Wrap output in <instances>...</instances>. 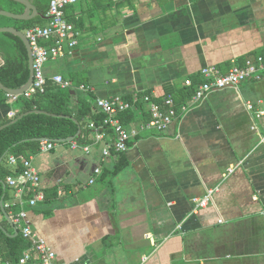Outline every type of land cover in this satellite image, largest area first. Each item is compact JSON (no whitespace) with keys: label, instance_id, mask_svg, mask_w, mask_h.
<instances>
[{"label":"crops","instance_id":"1","mask_svg":"<svg viewBox=\"0 0 264 264\" xmlns=\"http://www.w3.org/2000/svg\"><path fill=\"white\" fill-rule=\"evenodd\" d=\"M68 10L79 44L46 64L48 81L77 75L72 81L92 87L93 104L137 97L128 111L134 119L124 124L130 129L150 120L145 96L161 102L172 95L178 116L164 132L132 137L121 155L110 128L107 142L90 154L72 153L69 142L28 155L45 198L25 209L57 264H264V115L257 117L264 112V72L260 81L184 99L188 80L204 82L203 68L226 74L264 57V0H79ZM71 85L78 108L88 92ZM19 111L9 96L0 125ZM105 145L110 156L102 153ZM8 157L0 164L12 176ZM121 160L127 164L114 175ZM230 168L234 173L225 177ZM6 185L4 209L15 200ZM210 189L216 192L209 205L194 212L193 200ZM2 214L4 231L17 237L10 214ZM0 259L19 264L2 237ZM27 264H38L35 253Z\"/></svg>","mask_w":264,"mask_h":264},{"label":"built area","instance_id":"2","mask_svg":"<svg viewBox=\"0 0 264 264\" xmlns=\"http://www.w3.org/2000/svg\"><path fill=\"white\" fill-rule=\"evenodd\" d=\"M79 0H52L48 11V24L45 26H34L28 29L24 34L29 40L32 55H33V70L34 79L30 89L22 96L31 98L36 94H44L48 78L45 74L46 64L53 59L64 57L71 54L79 44L80 33L75 26L67 19L66 9L75 6ZM4 65L3 59L0 57V67ZM264 72V57L260 56L256 60H248L243 66H233L226 74L215 67H205L201 71L204 82L200 84L195 91L193 99L195 101L203 100L207 94L214 90H222L228 87H238L241 84L254 80L260 81L263 78ZM55 84L62 88H72L70 82L66 81L61 76H56L53 79ZM188 86L192 85L191 81H187ZM79 90L83 92H92L91 86L80 85ZM15 101L19 96H10ZM144 100L150 104V120L141 124L139 129H130L126 127L120 120L119 116L135 109L139 99L133 98L131 101L123 99L122 96H114L107 99H98L97 107L105 114L103 123L96 126L93 123L89 124V129L93 131L87 142H80L79 138L70 142L72 150H81L84 154H90L95 145L106 141V128H110L115 133L113 140V148L116 153H126L129 149V141L132 137L138 136L141 131L154 130L164 132L170 128L174 120L178 116V109L175 104V99L172 95H168L161 102L152 101L149 96H145ZM248 109L252 110L253 105L248 104ZM182 111L186 107L181 108ZM16 114L10 113L9 117L13 118ZM264 112H258L257 117L261 118ZM252 130L257 128L252 126ZM261 142L264 143V133L262 134ZM60 143L44 140L40 143L39 152H48L59 146ZM111 146L105 145L103 155L110 156ZM32 156L10 155L8 164L13 168L14 175L8 176L6 184L14 189V201L7 203L5 209L11 216L13 224L18 232L21 233L23 239L30 243V248L23 257L19 260V264H27L31 261L32 254L38 257V264H57V255L48 245L47 241L40 237L32 227L29 214L26 211V205L34 208L40 201H43L45 196L40 189L41 177L40 173L34 165ZM234 168L228 169L225 177L234 173ZM96 175L101 174V169L95 170ZM95 179L90 180L93 184ZM30 190L32 197L25 201V194ZM216 190L210 189L206 195L200 199H194V212L206 208L210 200L213 198ZM18 207L19 211L15 212L14 208ZM264 219V211L262 213ZM0 264H12L9 261L0 259Z\"/></svg>","mask_w":264,"mask_h":264},{"label":"trees","instance_id":"3","mask_svg":"<svg viewBox=\"0 0 264 264\" xmlns=\"http://www.w3.org/2000/svg\"><path fill=\"white\" fill-rule=\"evenodd\" d=\"M29 1L40 14L37 18L24 21L0 15V28H14L25 33L33 26H45L52 0ZM0 10L15 15H22L26 11V5L14 0H0ZM70 17H68V20L74 25L76 22L73 16ZM0 57L4 61V65L0 67V83L12 90L23 87L30 78V68L28 52L22 39L12 33H0ZM71 76L75 78L72 80L75 81L77 79V75L71 74ZM72 80L68 81L80 86L81 83ZM192 85L186 90L184 99L192 98L195 95L198 84L196 86L195 84ZM91 97V93H81L78 108H73L71 89L62 88L51 81H48L44 94H36L31 98L19 96L14 101V104L20 108V111L15 117L6 119L3 122L4 124L2 123L0 126L8 124L27 112L44 111L55 116L43 113H30L15 124L0 131V160H6L9 155L19 157L38 154L41 140L55 142L56 140L68 139L75 136L80 128L82 129V134L79 141L87 142L93 133L89 129V124L93 123L96 126H100L105 118V114L98 109L96 104L92 103ZM8 100L9 96L0 90V106L6 104ZM119 118L126 125L134 119V115L132 112H126L120 115ZM73 119H76L78 123ZM126 164L124 160H121L113 170L114 175L122 171ZM9 174L0 164V201L2 199L6 200L8 197V192L7 189H4V185H6V178ZM6 187L8 188L7 185ZM32 195V192L28 190L25 198L29 199ZM4 210L6 213L8 212L6 209ZM14 211L18 212L19 208L15 207ZM0 213L2 214L1 206ZM0 237L7 239L10 243V256L18 263L21 254L30 247V243L23 239L20 232L15 238L9 237L1 224Z\"/></svg>","mask_w":264,"mask_h":264},{"label":"water","instance_id":"4","mask_svg":"<svg viewBox=\"0 0 264 264\" xmlns=\"http://www.w3.org/2000/svg\"><path fill=\"white\" fill-rule=\"evenodd\" d=\"M14 1H19V2H22L26 5L25 13L22 15H15V14L0 10V15L10 17V18H14V19H18V20H24V21L33 20L40 15L38 10L36 9V7L29 0H14ZM0 33H12V34L20 37L26 46V49L28 52V58H29V68H30V78H29L28 82L23 87H21L20 89H17V90L9 89L0 83V90L3 91L4 93H6L7 95H9V96H22L25 92H27L30 89V87L33 83V79H34L33 55H32V49H31L29 40L27 39V37L25 36V34L23 32H20L14 28H0ZM30 113H43V114L55 116V115H52V114L44 112V111L27 112V113L20 115L18 118L12 120L8 124L0 126V131H2L3 129H5L6 127H8L10 125L15 124L18 120L22 119L26 115H29ZM60 117H63V116H60ZM73 120L76 123H78V121L76 119H73ZM81 134H82V129L80 128L78 133L75 136L70 137L68 139L56 140V142L57 143H69V142L74 141L77 138H80ZM41 141H44V140H41ZM1 161H2V159L0 160V163H1ZM0 205H1L2 210H4L2 202ZM17 235H18V233L16 234V236Z\"/></svg>","mask_w":264,"mask_h":264},{"label":"rangeland","instance_id":"5","mask_svg":"<svg viewBox=\"0 0 264 264\" xmlns=\"http://www.w3.org/2000/svg\"><path fill=\"white\" fill-rule=\"evenodd\" d=\"M72 153H77V154H84L81 150H75ZM82 156H86V155H82Z\"/></svg>","mask_w":264,"mask_h":264},{"label":"bare ground","instance_id":"6","mask_svg":"<svg viewBox=\"0 0 264 264\" xmlns=\"http://www.w3.org/2000/svg\"><path fill=\"white\" fill-rule=\"evenodd\" d=\"M79 20V18H78ZM45 21V20H44ZM76 26V25H75ZM34 27V26H33ZM202 83V82H201ZM84 84V83H83ZM6 99V98H5ZM9 115V114H8ZM145 117V116H144ZM4 124V123H3ZM121 155V154H120ZM11 176V175H10ZM6 188V187H5ZM115 191V190H114ZM114 193V192H113ZM12 196V195H11ZM38 207V206H37ZM28 210V209H27ZM31 210V209H30ZM6 231V230H5Z\"/></svg>","mask_w":264,"mask_h":264}]
</instances>
